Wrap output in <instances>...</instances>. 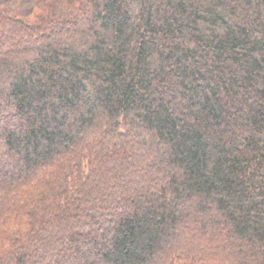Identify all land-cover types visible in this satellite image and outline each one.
<instances>
[{
    "label": "trees",
    "instance_id": "1",
    "mask_svg": "<svg viewBox=\"0 0 264 264\" xmlns=\"http://www.w3.org/2000/svg\"><path fill=\"white\" fill-rule=\"evenodd\" d=\"M0 264H264V0H0Z\"/></svg>",
    "mask_w": 264,
    "mask_h": 264
}]
</instances>
